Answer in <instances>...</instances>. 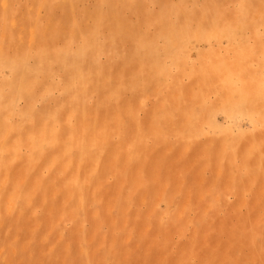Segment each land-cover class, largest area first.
Listing matches in <instances>:
<instances>
[{
  "label": "rangeland",
  "instance_id": "rangeland-1",
  "mask_svg": "<svg viewBox=\"0 0 264 264\" xmlns=\"http://www.w3.org/2000/svg\"><path fill=\"white\" fill-rule=\"evenodd\" d=\"M0 264H264V0H0Z\"/></svg>",
  "mask_w": 264,
  "mask_h": 264
}]
</instances>
